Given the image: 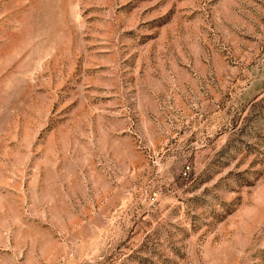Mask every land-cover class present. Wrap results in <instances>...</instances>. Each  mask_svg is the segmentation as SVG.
<instances>
[{"label":"rangeland","instance_id":"374dc122","mask_svg":"<svg viewBox=\"0 0 264 264\" xmlns=\"http://www.w3.org/2000/svg\"><path fill=\"white\" fill-rule=\"evenodd\" d=\"M0 264H264V0H0Z\"/></svg>","mask_w":264,"mask_h":264}]
</instances>
